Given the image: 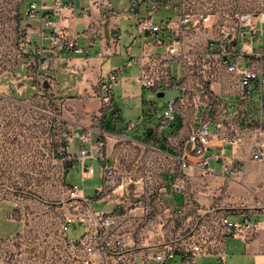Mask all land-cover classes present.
I'll list each match as a JSON object with an SVG mask.
<instances>
[{
	"label": "built area",
	"instance_id": "obj_1",
	"mask_svg": "<svg viewBox=\"0 0 264 264\" xmlns=\"http://www.w3.org/2000/svg\"><path fill=\"white\" fill-rule=\"evenodd\" d=\"M22 1L18 0L17 4ZM87 1L86 6H81L80 0H52L49 6L41 1H30L23 14L17 11L16 57L23 53V46L30 42V35L36 33L41 40L44 29L47 30L49 51L65 49L79 53L81 49L76 47L75 36L68 25L77 17L86 20L84 32L88 35L97 33L106 21L121 18L134 19L137 33L154 35L161 30V24L154 23L153 18L163 11H172L176 19L165 17L163 20V29L174 35L165 44L164 53L154 55L143 50L130 60L139 66L137 81L155 94H164L173 83L171 67L183 78L177 82L180 94L168 97L163 105L162 124L173 121L179 111L188 107L200 108L204 114L197 116L191 125L185 140V157L179 162L178 173L190 164L186 160L190 156L194 159L193 165L207 174L210 172L209 158L213 157L223 174L240 181L243 165L236 161L238 156L234 152L228 155L224 147L230 145L236 149L244 136L249 141V159L258 163L264 161V123L244 125L239 121L243 117V100L249 96V85L264 74V46H252L258 39V23L264 21L263 13L254 15L228 8L221 11L217 9L220 0H128L127 6L119 9L112 7L111 0ZM143 4L145 9L140 11ZM45 9L46 12L43 11ZM212 19H215L214 23ZM119 37L118 33H112L113 40L117 41ZM155 42L162 43L159 38H155ZM240 62L244 65L238 66ZM41 66L45 68L47 63ZM119 72L120 68H112L97 83L100 104L93 122L82 130L56 128L52 151L53 159L61 165L64 178L74 165L79 169L81 183L97 170L101 184L94 188L96 199L116 195L117 205L123 207L122 212L113 214L96 210L94 198L81 193L82 186L64 180L69 211L59 225L63 249L59 251L58 260L49 264H199L198 259H211V264H226L225 237L231 235L248 240L257 228L256 223L248 217L230 220L217 205H212L197 214L195 219H184L179 233L163 239L157 231L160 220L153 207L161 187H156L150 174L144 170L136 176L127 174L119 177L115 164L107 161L106 138L101 131L100 120L111 108V85L116 82ZM224 73L238 77V99L233 105L235 120L218 116L221 107L213 86ZM35 78L41 81L38 75ZM260 109L264 114V101L260 102ZM213 139L218 142L217 149L212 155H207ZM73 141L77 142L74 148ZM171 187L179 186L172 183ZM127 212L136 217L130 230L125 224ZM73 226L81 228L75 239L66 235ZM20 236L0 241V246L11 245ZM12 253L0 249V264H25L23 256L26 253Z\"/></svg>",
	"mask_w": 264,
	"mask_h": 264
},
{
	"label": "crops",
	"instance_id": "obj_2",
	"mask_svg": "<svg viewBox=\"0 0 264 264\" xmlns=\"http://www.w3.org/2000/svg\"><path fill=\"white\" fill-rule=\"evenodd\" d=\"M30 1H41L47 6L52 2L23 0L20 5H16L19 14H23ZM80 3L81 6H86L88 1L80 0ZM114 3L115 0H111L115 9L124 8L128 0H123L119 7ZM145 4L140 6V11L145 9ZM92 12L97 15L96 11ZM165 17L176 19L172 11H163L155 16L153 22L161 24V30L154 35L137 33L135 20L128 18L108 20L97 33L88 35L84 32L86 20L77 17L68 22V25L75 36L76 47L81 49L79 53L65 49L49 51L45 29L41 40L38 34H31L30 42L24 44L23 53L17 58L15 81L22 80L18 81V88L9 92L0 88V105L2 102H13L16 104L15 109L19 111L15 114L20 115V121L16 118L17 121L9 122V117L2 119L0 111V176L38 177L41 174L40 163L45 161L41 158V146H45L48 141L53 145L56 128L82 130L89 126L100 104L97 83L112 68H120L116 82L111 85V108L100 120L101 131L106 138V157L108 162L115 164L119 177L127 174L136 176L144 170L150 174L154 185L161 187L158 201L153 202L160 220L158 233L163 239H167L181 231L184 219H195L200 212L217 205L230 220L248 217L257 224L253 236L248 240L231 235L225 237L223 250L226 264H264V161L258 163L249 159V141L244 136L236 149L230 145L224 147L228 155L234 152L238 156L236 161L243 165L240 181L223 174L213 157L209 158L210 172L207 174L193 165L194 159L190 156L186 157L190 164L182 173H178L179 162L185 157V140L191 125L197 116L204 114L200 108L188 107L179 111L173 121L162 124L161 113L168 98L158 111L154 99L149 98L151 95L158 98L156 94L151 89L143 88L137 81L139 66L130 59L143 50L149 54H162L165 44L174 37L172 32L163 29ZM121 20L128 23L124 29L119 25ZM258 25L260 32L252 45L254 48L264 46V21ZM113 32L120 36L117 41L112 39ZM155 38H159L162 43L157 44ZM44 62L47 63L45 68L41 66ZM243 65L238 63V66ZM31 75H38L40 83H31ZM170 77L173 83L165 90L164 95L168 92L169 97L179 95L180 86L177 82L183 78L172 67ZM24 79L27 80L26 83ZM237 83L236 74L224 73L222 79L214 84L213 89L218 94L221 107L219 118L236 119L233 105L238 99ZM27 85L29 90L25 91L24 87ZM248 91L249 96L243 100V117L239 121L244 125L262 124L264 114L261 113L260 102L264 101V74L249 85ZM121 99L134 100V109H124L119 104ZM76 144L73 141V148ZM217 145V140L213 139L206 154L212 155ZM51 154L53 155L52 147ZM52 158L48 161L56 165L57 160ZM75 168L76 165L68 172ZM56 170L54 168L50 172H61L62 168ZM95 176L98 178V186L101 178L97 170L88 179ZM172 183L179 187H171ZM96 186L88 190L82 187L81 193L94 198L93 207L96 210L121 213L123 207L117 205L116 195L103 200L96 199ZM249 193L253 196L250 197ZM206 194L211 197V202L206 200ZM126 214L125 224L129 226L127 230H130L136 217L133 213ZM230 215L235 218H230ZM24 227V219L15 198L0 197V241L22 235ZM80 232V226H73L66 235L75 239ZM197 261L199 264L212 263L211 259Z\"/></svg>",
	"mask_w": 264,
	"mask_h": 264
},
{
	"label": "rangeland",
	"instance_id": "obj_3",
	"mask_svg": "<svg viewBox=\"0 0 264 264\" xmlns=\"http://www.w3.org/2000/svg\"><path fill=\"white\" fill-rule=\"evenodd\" d=\"M17 1L0 0V88H4L8 92L18 88V81H22L21 79L15 81L14 74L17 65V49L15 46L18 17ZM122 3L123 0H115L114 5L119 7ZM219 4L220 6L217 9L221 11L228 8L229 10H239L254 15L264 14V0H220ZM127 24L126 21L121 20L119 25L124 29ZM30 80L31 83H39L34 75H31ZM25 81L27 80L24 79V83H26ZM24 90H29L28 85L24 87ZM169 95L170 92L161 98H155L152 95L149 98L154 99L155 107L160 111L162 103ZM119 104H122L124 109L131 111L134 109L135 101L121 99ZM15 105L13 102H2V105H0L2 119L9 117V122H11L10 120H16V118L20 121V115L15 114V112H19L15 109ZM51 145L52 143L48 141L45 146H41V158L45 161L40 163L41 174L38 177L0 176V197L15 198L25 224L23 234L11 245H2L0 249L12 251L13 255L19 252H23V255L26 253V256H23L25 264H49L53 260H58L59 251L63 249V235L59 231V225L64 215L69 211L67 207L69 198L63 187L64 180L75 182L86 190L98 184L97 176L93 179H86L81 183L78 167L69 171L66 178L61 176V172H50L54 168L55 170L61 168L60 163L56 162L55 165L48 161L49 158L53 157ZM11 157H14V155ZM249 196L253 195L250 194ZM205 198L209 201L211 197L206 194ZM255 203L257 202L255 201ZM229 217L235 218L234 215Z\"/></svg>",
	"mask_w": 264,
	"mask_h": 264
},
{
	"label": "water",
	"instance_id": "obj_4",
	"mask_svg": "<svg viewBox=\"0 0 264 264\" xmlns=\"http://www.w3.org/2000/svg\"><path fill=\"white\" fill-rule=\"evenodd\" d=\"M163 95H164L163 92H157V93H156V97H158V98L163 97Z\"/></svg>",
	"mask_w": 264,
	"mask_h": 264
}]
</instances>
